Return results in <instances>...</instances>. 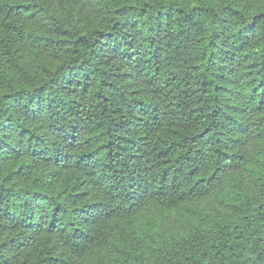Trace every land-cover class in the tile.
<instances>
[{"label": "trees", "instance_id": "trees-1", "mask_svg": "<svg viewBox=\"0 0 264 264\" xmlns=\"http://www.w3.org/2000/svg\"><path fill=\"white\" fill-rule=\"evenodd\" d=\"M0 264H264V0H0Z\"/></svg>", "mask_w": 264, "mask_h": 264}, {"label": "rangeland", "instance_id": "rangeland-1", "mask_svg": "<svg viewBox=\"0 0 264 264\" xmlns=\"http://www.w3.org/2000/svg\"><path fill=\"white\" fill-rule=\"evenodd\" d=\"M202 203H203V204H201V206H204V205H207V206H214V203H213V201L211 200V197L207 198V200H206V201H203ZM172 219H173V217H172V215H170L169 219H167V220L165 221L164 225H165V226L170 225V224L172 223V222H171ZM159 234H160V231H159Z\"/></svg>", "mask_w": 264, "mask_h": 264}]
</instances>
